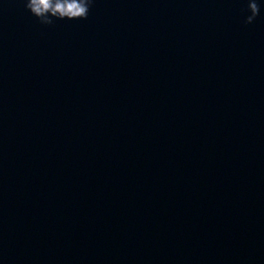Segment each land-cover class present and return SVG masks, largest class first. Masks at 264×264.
Returning a JSON list of instances; mask_svg holds the SVG:
<instances>
[{
  "label": "water",
  "instance_id": "1",
  "mask_svg": "<svg viewBox=\"0 0 264 264\" xmlns=\"http://www.w3.org/2000/svg\"><path fill=\"white\" fill-rule=\"evenodd\" d=\"M258 2L0 0V264H264Z\"/></svg>",
  "mask_w": 264,
  "mask_h": 264
},
{
  "label": "clouds",
  "instance_id": "2",
  "mask_svg": "<svg viewBox=\"0 0 264 264\" xmlns=\"http://www.w3.org/2000/svg\"><path fill=\"white\" fill-rule=\"evenodd\" d=\"M93 4L94 0H26V8L44 25H51L55 20L87 19ZM247 7L251 15L247 16L246 23L252 24L261 14V4L258 0H247Z\"/></svg>",
  "mask_w": 264,
  "mask_h": 264
}]
</instances>
